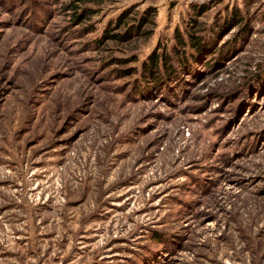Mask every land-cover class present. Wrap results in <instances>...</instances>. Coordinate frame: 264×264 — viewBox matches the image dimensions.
Masks as SVG:
<instances>
[{
  "label": "rangeland",
  "instance_id": "374dc122",
  "mask_svg": "<svg viewBox=\"0 0 264 264\" xmlns=\"http://www.w3.org/2000/svg\"><path fill=\"white\" fill-rule=\"evenodd\" d=\"M193 4L0 0V264H264V0ZM191 16L211 49L143 85Z\"/></svg>",
  "mask_w": 264,
  "mask_h": 264
},
{
  "label": "trees",
  "instance_id": "16d2710c",
  "mask_svg": "<svg viewBox=\"0 0 264 264\" xmlns=\"http://www.w3.org/2000/svg\"><path fill=\"white\" fill-rule=\"evenodd\" d=\"M192 9L193 14L196 16H202L210 9V4H193ZM128 15V13L122 14L117 19L115 25L121 27V25L125 23V18L128 17ZM77 19H80L79 16ZM230 20L235 21L236 24L241 21L243 22V15L238 8L230 9L223 18L222 23H226ZM148 21V14H144L139 20V24L135 26L131 25L128 32L124 33H113V28L110 23L104 31L103 38L96 41V44H103L105 39L108 40L114 38L121 40L127 37L130 34V31L135 29L138 31L140 25L144 26ZM202 26V23H198L197 19L194 16H191V20L187 23L185 30H177L176 40L170 49L163 45L161 52L159 50H154L143 62L141 69V83L143 85L165 84L171 82L173 78H179L180 74L189 66L198 64L206 51L211 49V45L216 39L215 34H219L221 29L220 23H218V25L215 24L213 29L215 34L210 35L212 31L204 33L205 28Z\"/></svg>",
  "mask_w": 264,
  "mask_h": 264
},
{
  "label": "built area",
  "instance_id": "2783aa9c",
  "mask_svg": "<svg viewBox=\"0 0 264 264\" xmlns=\"http://www.w3.org/2000/svg\"><path fill=\"white\" fill-rule=\"evenodd\" d=\"M194 2H196L197 4H206L211 2L212 0H193Z\"/></svg>",
  "mask_w": 264,
  "mask_h": 264
}]
</instances>
